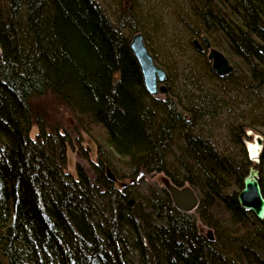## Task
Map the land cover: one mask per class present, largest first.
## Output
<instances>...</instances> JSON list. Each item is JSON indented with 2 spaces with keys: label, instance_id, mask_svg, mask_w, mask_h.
Masks as SVG:
<instances>
[{
  "label": "trees",
  "instance_id": "1",
  "mask_svg": "<svg viewBox=\"0 0 264 264\" xmlns=\"http://www.w3.org/2000/svg\"><path fill=\"white\" fill-rule=\"evenodd\" d=\"M186 2L190 35L210 36L264 92V0ZM128 27L95 0H0V264H264V225L237 200L254 163L244 142L238 159L221 153L190 108L150 95ZM47 94L76 129L103 131L88 167L66 170L70 133L32 107ZM155 174L160 188L144 183ZM164 178L195 191L193 213L173 206Z\"/></svg>",
  "mask_w": 264,
  "mask_h": 264
},
{
  "label": "rangeland",
  "instance_id": "2",
  "mask_svg": "<svg viewBox=\"0 0 264 264\" xmlns=\"http://www.w3.org/2000/svg\"><path fill=\"white\" fill-rule=\"evenodd\" d=\"M95 1L122 31L129 32L128 26H135L137 30L132 33L142 34L153 61L166 73V81L162 83L166 91L158 92L156 96L164 98L169 95L176 98L182 108H190L195 116L192 122L194 132L209 139L221 153L234 154L236 159L239 158V140L244 145H255V137L260 136L263 143V90L251 87L253 83L248 80H240L238 72L231 71L233 73L227 80L213 72L207 58L208 49L198 51L191 45L195 37L190 35L191 30L185 20V14H189L186 0ZM203 35L206 34H199L196 39L202 42L200 38ZM206 37L212 39L208 35ZM211 46L224 52L217 43H211ZM32 107L43 114L45 125L49 127L46 128L51 129L55 125L70 133L66 170L74 172L76 163L88 167L89 160L95 158L96 144L103 146V131L96 127L89 135L80 128L76 129L71 110L50 94L34 99ZM31 129L33 136L37 126L33 123ZM261 150L260 146L258 155ZM156 176L145 177L144 183L160 188ZM197 222L201 229L207 230Z\"/></svg>",
  "mask_w": 264,
  "mask_h": 264
},
{
  "label": "water",
  "instance_id": "3",
  "mask_svg": "<svg viewBox=\"0 0 264 264\" xmlns=\"http://www.w3.org/2000/svg\"><path fill=\"white\" fill-rule=\"evenodd\" d=\"M201 40L202 43L197 39H193L192 43L199 51L204 48L208 49L207 58L211 61L213 72L219 76L229 74L233 67L225 54L211 46V42L206 36H202ZM129 46L139 65L146 91L152 96H156L158 92L163 93L165 91V86L162 83L165 80V71L153 61L140 32H136L132 35ZM254 142L257 146H260L262 144L261 137L256 136ZM245 145L251 148V145L247 143H245ZM252 160L254 163L248 167L247 174L242 180V188L238 192L237 200L241 207L252 211L256 218L264 225V195L258 181V160L256 158ZM107 176L110 180H114V176L109 168H107ZM162 184L169 193L172 204L176 209L183 212H191L195 209L198 198L195 191L189 185L176 186L167 178L163 179ZM208 236L210 239L212 238L211 232L208 233ZM179 264L183 263L180 262Z\"/></svg>",
  "mask_w": 264,
  "mask_h": 264
},
{
  "label": "bare ground",
  "instance_id": "4",
  "mask_svg": "<svg viewBox=\"0 0 264 264\" xmlns=\"http://www.w3.org/2000/svg\"><path fill=\"white\" fill-rule=\"evenodd\" d=\"M96 2V1H95ZM97 3V2H96ZM203 36H206V35H203ZM202 37V36H201ZM208 38V37H207ZM195 39H196V37H195ZM209 39V38H208ZM131 40V39H130ZM200 40H201V38H200ZM210 40V39H209ZM199 41V40H198ZM200 42V41H199ZM200 43H202V42H200ZM250 151H251V154H253L254 152H256L257 151V149H256V147L255 146H253V145H251V148H250ZM247 171H248V169H247ZM247 174V173H246Z\"/></svg>",
  "mask_w": 264,
  "mask_h": 264
}]
</instances>
